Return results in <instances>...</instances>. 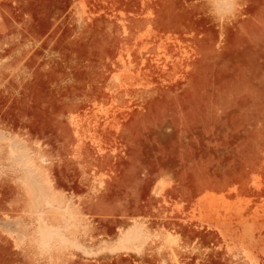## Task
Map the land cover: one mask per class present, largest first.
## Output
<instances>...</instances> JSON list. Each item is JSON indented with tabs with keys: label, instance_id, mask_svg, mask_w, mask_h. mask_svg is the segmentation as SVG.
Wrapping results in <instances>:
<instances>
[{
	"label": "rangeland",
	"instance_id": "rangeland-1",
	"mask_svg": "<svg viewBox=\"0 0 264 264\" xmlns=\"http://www.w3.org/2000/svg\"><path fill=\"white\" fill-rule=\"evenodd\" d=\"M0 264H264V0H0Z\"/></svg>",
	"mask_w": 264,
	"mask_h": 264
}]
</instances>
